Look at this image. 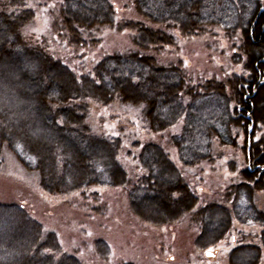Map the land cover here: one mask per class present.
Wrapping results in <instances>:
<instances>
[{
  "label": "trees",
  "instance_id": "trees-1",
  "mask_svg": "<svg viewBox=\"0 0 264 264\" xmlns=\"http://www.w3.org/2000/svg\"><path fill=\"white\" fill-rule=\"evenodd\" d=\"M120 4H59L53 30L67 43L71 57L24 37L23 30L36 17L26 0H0V169L9 151L26 171L38 174L41 190L49 196L119 188L127 194L131 214L145 225L170 227L189 216L199 230L194 246L201 253L227 239L235 220L264 228V212L254 202L264 192V1ZM214 27L225 34L230 69L194 76L178 53L168 51L177 46L176 33L186 39L215 37ZM103 28L128 34L129 47L78 74L70 64L80 60L78 52L101 47L97 32ZM208 49L224 52L216 41ZM92 103L139 109L153 134L168 135V148L184 168L214 163L215 141L240 151L246 165L238 173L240 183L201 205L160 142L134 141L128 149L120 137L95 133L88 124ZM176 128L179 132L170 134ZM123 154L136 163L131 175ZM230 168L237 170L235 163ZM260 239L262 247H234L228 263L261 264L264 231ZM95 249L103 259L110 258L103 240ZM0 264L84 263L64 253L57 234L46 231L24 205L0 202Z\"/></svg>",
  "mask_w": 264,
  "mask_h": 264
},
{
  "label": "rangeland",
  "instance_id": "rangeland-1",
  "mask_svg": "<svg viewBox=\"0 0 264 264\" xmlns=\"http://www.w3.org/2000/svg\"><path fill=\"white\" fill-rule=\"evenodd\" d=\"M26 1L36 13L34 21L23 30L29 43L44 45L61 56L63 53L71 54L67 43L59 39L53 30L54 12L63 0ZM112 1L120 7L122 0ZM212 30L215 37L206 35L192 39L183 38L175 32L177 46L168 52L178 53L188 72L194 76L209 77L220 67L225 71L230 69L231 52L225 34L218 27ZM97 38L101 39L100 48L78 52L80 60L70 64L71 69L78 74L89 71L103 56L115 50H124L130 45L128 34H117L108 28L99 30ZM214 41L225 53L209 51L208 45ZM68 55L66 60L69 61ZM79 64L85 69H80ZM88 124L97 134L122 138L128 149L134 141L160 142L164 148H168V135L153 134L136 108L118 103L109 107L92 103ZM178 132L179 128H176L170 134ZM239 143H243V137ZM213 148L214 163H205L198 168L182 167L175 151L167 149L198 193L201 205L217 199V195L224 193L231 184L240 183L238 173L246 169L240 151L221 146L218 141L214 142ZM122 159L131 175L136 163L124 154ZM231 163L237 167L234 173L231 172ZM0 202L24 205L44 225L46 231L57 234L64 253L76 255L84 264H229V252L237 245H263L260 235L264 228L258 224L243 225L235 220L227 239L216 248L201 253L194 246L199 230L192 226L193 221L189 216L170 227L145 225L131 214L127 194L119 188L97 187L91 188L86 195L49 196L41 190L38 174L26 171L9 151L4 152L0 169ZM254 202L258 210L264 212V192L257 193ZM98 240L108 244L111 251L108 260L97 253L95 243ZM261 264H264V251Z\"/></svg>",
  "mask_w": 264,
  "mask_h": 264
},
{
  "label": "water",
  "instance_id": "water-1",
  "mask_svg": "<svg viewBox=\"0 0 264 264\" xmlns=\"http://www.w3.org/2000/svg\"><path fill=\"white\" fill-rule=\"evenodd\" d=\"M208 256H210V254H208Z\"/></svg>",
  "mask_w": 264,
  "mask_h": 264
}]
</instances>
